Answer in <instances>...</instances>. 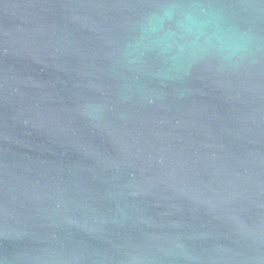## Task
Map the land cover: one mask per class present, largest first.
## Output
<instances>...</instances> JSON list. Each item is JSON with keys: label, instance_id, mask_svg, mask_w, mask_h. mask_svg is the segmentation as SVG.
Masks as SVG:
<instances>
[{"label": "water", "instance_id": "1", "mask_svg": "<svg viewBox=\"0 0 264 264\" xmlns=\"http://www.w3.org/2000/svg\"><path fill=\"white\" fill-rule=\"evenodd\" d=\"M160 2L0 0V264H264V0L169 79L121 55Z\"/></svg>", "mask_w": 264, "mask_h": 264}, {"label": "clouds", "instance_id": "2", "mask_svg": "<svg viewBox=\"0 0 264 264\" xmlns=\"http://www.w3.org/2000/svg\"><path fill=\"white\" fill-rule=\"evenodd\" d=\"M254 48L259 50L255 36L229 25L210 0H161L136 22L121 55L134 69L143 64L147 53H155L168 66L157 74L169 79L174 78L171 73L187 71L208 56L238 65Z\"/></svg>", "mask_w": 264, "mask_h": 264}]
</instances>
